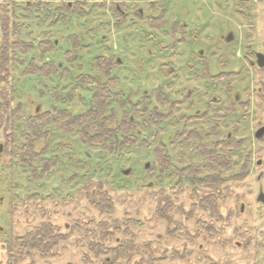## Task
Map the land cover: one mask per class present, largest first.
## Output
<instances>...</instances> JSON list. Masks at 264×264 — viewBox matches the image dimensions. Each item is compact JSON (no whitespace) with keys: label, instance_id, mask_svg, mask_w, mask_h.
Listing matches in <instances>:
<instances>
[{"label":"rangeland","instance_id":"1","mask_svg":"<svg viewBox=\"0 0 264 264\" xmlns=\"http://www.w3.org/2000/svg\"><path fill=\"white\" fill-rule=\"evenodd\" d=\"M77 1L79 0H49L47 3L42 2L38 8L30 9L27 4H34L37 0H0V3H15L16 6L13 8L14 13L11 23L19 26L18 34L23 41L34 42L36 45L40 41L47 39L57 40L58 42L57 50L52 53H46L44 57L38 48L30 53H19V57L26 61L25 64H19L13 71V81L16 88L13 93V106L22 104L19 119L17 118V122L13 125V129H15L14 135L18 139L17 143L19 145L23 141L25 142L20 131L22 117L28 118L37 112L38 109L52 111L54 107H68L74 112H81L82 106L73 102L72 104L57 102L54 95L56 92L62 95L70 92L77 83V75L99 72L94 70L91 64L97 56L114 54L122 60V63H119L113 70L112 75L116 76L121 83V86L116 91L124 90L126 94L137 92V98H139L144 90H155L160 85H163V91L172 99H176L184 95L183 86L187 84L190 88H194L193 104L192 106L179 108L169 122L163 123L161 126L151 125L146 129L141 140H147L150 145L149 149H144L140 145L141 147H132L129 151L127 150L122 154L89 147L82 142L76 132L66 133L52 127L53 140L51 142V150L53 154L60 153L64 163L60 167H54L52 173L41 181L36 180L25 169L26 166L23 165L21 159L5 154L0 160V197L5 198L4 204L0 206V226L4 229V231L0 232V264H6L7 250L4 242L9 240L12 234H22L48 220L55 225L64 226L66 223H72L74 219L82 217L87 221L93 218L96 220L101 219L102 216L88 207L84 201L78 199L80 189L90 179L102 181L105 185L104 189L113 197L115 202L114 217L122 218L129 212L131 216H138L141 220L147 219L144 228H141L138 232V239L145 240L148 238L155 240L158 234L165 235L166 223L160 219L158 220L155 215L157 194L160 191V187H166L169 195L174 193L179 196V204L184 203L185 208L189 210L192 204L190 197H192L194 186L186 180L182 189L171 188L169 190L172 183L171 177L164 175L165 177L161 184L155 177H150L146 174L144 164L146 162L156 163L153 150L159 141H163L169 146V137L183 123L182 116L191 114L196 108L201 107L199 102L206 100V91L209 95L224 97L220 89L224 84L220 83L216 91L210 90L206 88L207 84L204 79H193L191 72L188 71L187 63L192 60L190 55L187 54L190 51L189 34L185 44L178 46L175 52L172 53L173 50L170 49L172 48L170 46L173 42L171 40L172 32L170 26L173 18L186 22L189 25L188 33L199 32L200 39L192 46L193 48L212 47L215 42L219 41L222 33L229 28H233V31L237 34L236 39L234 42L225 45V48L229 51L226 58L229 63V70L244 67V48L241 39L244 34L245 42H257L263 39L261 37V27L264 19L261 18L262 14L258 6L260 3L263 4L262 0H257V3H255L256 9L253 11L252 19L245 20V26L242 22L236 24L235 17L228 11L238 1L232 0L228 2L227 0H222L221 4H227L223 11L216 6L215 1L217 0L165 1L164 4H166L168 10L167 25L162 29L151 26L146 20L145 16L148 14V5L151 0L136 1L137 5L145 11V16L133 15L131 10L129 18L119 25H116L112 10L108 7L97 5L98 0H83L86 3L82 13L74 11L75 8H73L72 4ZM130 1H126L128 5ZM225 1L227 2L225 3ZM67 2H71V7H64ZM227 13L230 15H227ZM48 14L50 15L48 16ZM1 17L2 12H0V24ZM71 37H73L74 44L71 41ZM79 37L84 49H79L77 57L74 58V61H71L68 59L71 57L68 52L72 51L75 43L79 44ZM163 46H169L170 48L164 49L162 48ZM31 59L36 62H41L42 60L62 62L69 68V74L50 77H41L34 74L25 75L23 71ZM167 64L170 67H163ZM171 66H176L177 76H168L164 73V69L168 70ZM196 70L197 73L200 72L199 69ZM256 73L249 71L248 77L245 78V71H243L241 75L238 74L229 81L232 82L234 89L242 95L243 85L249 88L257 86ZM7 86L9 87L10 85L7 84ZM79 92L85 99H89L90 90L85 89ZM198 93H201V96ZM152 98L151 109L158 107L162 111L165 110L163 104L158 102L156 98ZM253 109L257 110V103L255 102ZM118 113L121 115V112ZM255 115L251 118L248 130L244 128L243 123L239 126L238 120H241L239 112L235 111L227 118L218 116L217 123L220 125V138L231 132L237 140L241 139L244 141L238 150L239 152L237 151L233 156L234 161L237 160L238 154L245 153V133L248 132L251 137L252 129L258 122ZM209 124L212 123L208 121L201 123L204 129H208ZM237 125L239 126L238 130L235 129ZM8 134H11V131ZM154 135H157L156 143L153 142ZM184 138L185 136H183L182 140ZM6 140V134L1 130L0 144H5ZM170 150L174 163L182 165L181 162L179 163V158L182 156L181 148L172 145ZM71 153L74 154L73 158H69V155H72ZM184 157L189 161L192 158L193 161L202 163V157L192 154L189 150L186 151ZM127 169H130L129 173L124 174ZM257 170L255 167L252 168V173L248 180H245L244 177L241 182L235 184L232 198L221 207L224 213H230L232 210L236 216L245 197L256 196L258 184L254 181L259 174ZM226 172L227 174L231 173L230 170H226ZM74 173H77V178L72 181L70 178ZM150 182H153L152 187H149ZM238 200L240 201L237 202ZM200 212L203 213L202 211ZM172 214L175 219H180L176 212ZM247 216L248 220L244 214L233 219L235 225L242 226V239L240 240L244 241L245 239L243 235L246 223L250 229V236L254 234L253 240L260 242L263 238L260 232L264 229V226H262L263 224L259 219V214L250 213ZM186 224L189 225L186 228L190 230L191 234L194 230V219L189 223L186 222ZM253 224L256 225L255 233L252 229ZM232 229H228V234L233 232ZM188 239L185 237L170 241L165 238L163 244L170 250H173V247L176 246V248L180 249L181 254L187 253L183 252L184 246L189 247L188 250L195 251L198 249L196 242H200L201 239L194 241L192 244ZM79 241L77 240V242ZM211 241L214 242V239ZM206 247L205 252H202V257L196 250V254L194 253V257H190L191 259L188 257L185 260H169L165 264H209L210 262H206V259L203 258H206V254H213V257L217 259L221 256L219 262L223 264L225 259L223 252L225 251L221 252L222 249L217 247L219 249L217 250L213 245H207ZM255 249V246L249 249V261H245L244 249H242L243 260H239L237 254H231L230 258H228L232 260L230 264H264V255H257ZM80 251L81 247L73 243L60 252L61 254L58 257L51 259V262L54 264H81ZM216 251L219 252L216 253ZM220 253L222 254L220 255ZM199 257H201L200 262L198 261ZM39 264L45 263L39 262Z\"/></svg>","mask_w":264,"mask_h":264},{"label":"trees","instance_id":"2","mask_svg":"<svg viewBox=\"0 0 264 264\" xmlns=\"http://www.w3.org/2000/svg\"><path fill=\"white\" fill-rule=\"evenodd\" d=\"M48 1L37 0L36 3L27 4V6L34 9L38 8L42 2L47 3ZM85 3L83 0L75 2L74 11L82 13ZM96 4L112 10L116 25L124 22L123 19L118 20V16L123 10V5L120 3V8L116 1L111 0H98ZM15 6L14 2L0 3V12H2L0 24V131L2 130L7 138L5 144H0V160L5 154L19 158L26 166L25 169L36 180H44L52 173L54 167H60L64 163L60 153H52V127L66 133L76 132L82 142L89 147L117 154H122L129 151L130 148H137L140 145L144 149H149L150 145L147 140H141L146 129L151 125L161 126L171 118L158 107L151 109V99L156 96L160 103L167 102V99L161 93L160 88L153 90L151 95H141L137 100H135L137 93L126 94L123 90L116 91L120 83L111 77L113 69L117 66L118 56L116 55L95 57L91 64L99 72L78 75L77 85L83 87L87 85L91 91L88 100L84 97L78 98V94L75 92L76 88L66 95L55 93V99L65 103L78 100L86 107L83 113L74 114L68 109L53 108L52 111L40 110L28 118L22 117L20 131L25 142L23 141L21 145L17 143L18 139L14 135L13 125L21 114L22 104L13 106V93L16 89L13 71L19 64L26 63L19 57V53H30L38 48L44 57L46 53L57 50V42L47 39L36 45L34 42L23 41L18 34L19 26L11 23ZM64 7L69 8L66 3ZM148 10L150 12L148 23L151 26L159 29L166 27L167 9L163 0L150 2ZM137 14L140 15L139 12ZM171 27L176 37L177 31L180 29L178 23H172ZM73 37H71L72 42ZM78 43L80 44L79 39ZM177 43L178 40L174 39L171 47H176ZM78 45L75 43L72 51L68 52L71 56L68 59L71 61L75 60L74 58L77 57L81 48ZM60 63L55 60L36 62L31 59L23 73L41 77L68 75L69 71ZM7 84L10 86L8 87ZM118 112H121V115ZM235 129L238 130V125ZM9 131L11 134H8ZM183 136L185 138L182 140ZM205 141L213 143L214 146L205 144L207 143ZM153 142H157V135H154ZM242 142L244 141L237 140L232 134L230 136L226 134L220 138L219 123L214 127L211 126L207 133H199V131L198 133L193 132L191 135L173 133L172 139L169 140V146L167 143L159 141L153 150L156 163L146 162L144 164L146 174L155 177L161 184L164 175H169L172 180L169 190L171 188L182 189L186 180L194 186L189 210L185 208L184 203L179 204V196L174 193L169 195L166 187H160L155 215L158 220L166 223L165 235L160 233L155 240L138 239V232L144 228L147 219L141 220L138 216H131L129 212L122 218L114 217L115 202L113 197L104 189L105 185L102 181L90 179L80 189L78 199L84 201L102 218L99 220L93 218L89 221L83 217L77 218L64 226L55 225L48 220L22 234H12L6 245V264H39V262L54 264L51 259L58 257L60 252L73 243L81 247V264H165L169 260H185L188 257H194L188 254L189 247L187 246L183 248V252L187 253L181 254L180 249L176 246L170 250L163 244L165 238L171 241L185 237L192 241L201 239L200 242H196L198 248L196 250L201 257L202 252L207 249L206 246L213 245L216 247L215 249H222L221 252L225 251L223 252L225 257L223 264L232 262L228 259L231 254H237L239 260H243L244 243L240 240L242 239V226L235 225L233 221L234 217L243 215L241 205L236 216L232 210L230 213H224L221 209L232 198L235 184L241 182L245 177L243 153L238 154L236 161L233 159L242 146ZM172 145L181 148L182 156L179 158V163L181 162L182 165L174 163L170 150ZM187 150L202 157V163L193 161L192 158L190 161L186 159L184 156ZM73 155H69V158H73ZM226 170H230L231 173L227 174ZM76 178L77 173H74L70 179L74 181ZM152 186L153 182H150L149 187ZM174 212L180 216V219L174 218L172 214ZM192 219H194L193 227L196 229L195 235H191L190 230L186 228L189 226L186 222L189 223ZM168 228H171V231H168ZM229 228H233V232L230 234H228ZM212 239L214 242L211 241ZM77 240L80 241L77 242ZM218 252L216 251V253ZM213 256V254H206V258H203L206 259V262H210L209 264H221L219 262L221 256L218 259ZM201 257H199V262Z\"/></svg>","mask_w":264,"mask_h":264},{"label":"flooded vegetation","instance_id":"3","mask_svg":"<svg viewBox=\"0 0 264 264\" xmlns=\"http://www.w3.org/2000/svg\"><path fill=\"white\" fill-rule=\"evenodd\" d=\"M116 1L118 8H120L119 3L123 5V10L121 11V15L118 16V20L123 19L124 22L129 18L131 10L133 11V15H137L139 17L145 16V11L137 5V0H131L130 4H127L126 1H119V0H111ZM155 1L151 0L150 2ZM165 1L169 0H163V3ZM228 2H231L232 0H227ZM225 1V3L227 2ZM238 1V3L231 6V9H229V13L232 14L235 17L236 24H240L241 22L245 26V20H251L253 11L256 9L257 0H234ZM263 4H258L259 10L261 11V18L264 19V0ZM149 2V4H150ZM220 2H223L222 0L215 1L216 6L221 8L223 11V8L227 6V4H221ZM75 2H73L72 5H74ZM69 7H71V2H67ZM262 4V5H261ZM166 6V4H165ZM257 6V7H258ZM74 7V6H73ZM103 7V6H102ZM149 7V5H148ZM167 9V6H166ZM139 12L140 15L137 14ZM150 12L148 10V14L145 16L146 20L148 22V16ZM227 13V15H230ZM168 15V10H167ZM115 18V17H114ZM115 20V19H114ZM123 22V23H124ZM178 23L179 30L177 31V36L175 37V32L173 31L171 27V40L174 43V39L178 40V43L176 44V47L170 48L169 46H163L162 48L168 49L170 48L173 50L172 53L175 52L176 48L182 44H185L187 41V35H188V41L190 45V51L187 53L191 57V61L187 63V69L191 72V76H193V79L201 80L204 79L206 81V88H209L210 90H217L219 88L220 83L224 84L221 86V92H223L224 97L220 98L216 95H209L208 92H205V95L207 96L206 100L200 101L201 107H198L192 112L191 114H184L182 116L183 123L179 127H177L173 133H181V134H193V132L199 131L207 133L210 131L211 126L217 125V120L219 117L227 118L230 114H233L236 112L240 113L241 120H238V124L240 126L241 123H243V126L246 130H248L251 122V118L255 115L258 119V122L255 124V127L252 129L251 137L249 133H245V153H243V156L245 158V180L249 179L252 173V168L258 169L257 171L259 174L256 176L255 181L258 184V191L256 196L245 197V200H243L241 204V211L246 216V219L248 220V216L250 213L253 214H259V219L262 222V226H264V23L262 25L261 29V37L262 40H259L257 42H245V34L241 38L243 41V48H244V67H241L236 70H229V63L226 61L228 50L225 48V45H228L235 41L237 34L234 32L233 28H229L226 32L222 33L219 41L215 42L213 46L208 48H193L192 46L200 39L199 32H189V25L181 20H177L176 18H173L172 23ZM171 23V24H172ZM80 40V37H79ZM57 42V40H56ZM58 44V42H57ZM82 42L80 40V46L81 50L82 48ZM173 45V44H172ZM163 49V50H164ZM210 50V51H209ZM114 55V54H112ZM104 56V55H102ZM111 56V55H110ZM119 63H122V60L118 56L117 58V65ZM61 66H64L66 70L70 71L67 66H65L62 62ZM169 64L163 66V67H170ZM117 67V66H116ZM115 67V68H116ZM114 68V69H115ZM94 70H97L93 68ZM113 69V70H114ZM199 69L200 72L197 73V70ZM245 71V78L248 77L249 71L251 72H257V86L254 88H249L248 86L243 85L242 91L243 94L241 95L237 90L234 89V86L232 84L231 78L236 77L238 74L241 75ZM97 73V72H95ZM164 73L168 76H177L176 66H171L170 69L166 70L164 69ZM69 74V73H68ZM80 75V74H79ZM113 71L111 73V77L115 78L117 81L119 79L116 76H112ZM78 77V75H77ZM188 78V77H187ZM186 79V78H184ZM120 83V81H119ZM76 83L71 91L76 88L75 92L78 94V98L83 97V95L79 92L80 90L88 89L89 87L87 85L80 86ZM80 86V87H79ZM121 86V83H120ZM119 86V87H120ZM184 95L180 96L179 98L172 99L168 94H166L163 90V85H160L158 88H160L161 93L164 97H166L167 102L161 103L165 106V110H163L164 114L170 115L171 118L167 120L169 122L172 117L175 115V112L181 108L182 106H192L193 104V96L194 88H190L189 85H184ZM157 88V89H158ZM124 91V90H123ZM153 90H144L142 95H151L150 93ZM91 92V91H90ZM125 92V91H124ZM137 93V92H135ZM199 96H201V93H198ZM137 96L135 97V100H137ZM141 97V96H140ZM154 99L156 96H153ZM77 98V99H78ZM87 100V99H86ZM157 100V99H156ZM57 102H62L66 104L65 102L61 100H56ZM153 101V98L151 99ZM158 101V100H157ZM77 103L81 107V112H74L68 107L58 108L57 109H68L74 114H81L85 111L86 107L78 102V100H74L71 102H67L69 104ZM159 102V101H158ZM254 102L257 103V110L255 111L253 108ZM176 103V104H174ZM67 104V105H69ZM174 108V109H173ZM40 110L38 109L37 112ZM252 114V115H251ZM219 116V117H218ZM251 116V117H250ZM208 121L212 124H209L208 129H204V127L201 125L202 122ZM238 126V128H239ZM254 126V125H253ZM56 128V127H55ZM57 129V128H56ZM59 130V129H57ZM61 131V130H60ZM177 131V132H176ZM65 132V131H64ZM229 136L232 134L231 132H228ZM173 135V134H172ZM172 135L169 137V140L172 139ZM168 140V141H169ZM209 146H214L213 143H205ZM217 145V143H215ZM130 171V169H127ZM124 171L125 172L127 171ZM4 197H0V206L4 204ZM11 213V212H10ZM12 214V213H11ZM246 228L244 230V253H245V261H249V254L248 251L250 248L256 247V253L263 254L264 255V229L260 232L262 233V240L254 241V234L253 236H250V229L249 226L245 223ZM167 229V228H166ZM252 229L254 233L256 232V225H252ZM4 231L2 226H0V232ZM168 231H171V228H168ZM196 234V229L194 228L191 235ZM251 237V238H250ZM190 239V243L192 244L194 241ZM7 242H4L5 245H7ZM189 243V244H190ZM255 244V245H254ZM254 245V246H252ZM185 247V246H184ZM193 250H188V254L190 256L194 255Z\"/></svg>","mask_w":264,"mask_h":264},{"label":"water","instance_id":"4","mask_svg":"<svg viewBox=\"0 0 264 264\" xmlns=\"http://www.w3.org/2000/svg\"><path fill=\"white\" fill-rule=\"evenodd\" d=\"M129 173V170H127L126 172H125V174H128Z\"/></svg>","mask_w":264,"mask_h":264}]
</instances>
